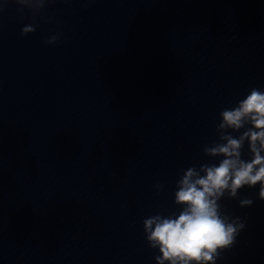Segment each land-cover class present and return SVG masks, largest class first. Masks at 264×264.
<instances>
[{"label":"clouds","instance_id":"9594fccd","mask_svg":"<svg viewBox=\"0 0 264 264\" xmlns=\"http://www.w3.org/2000/svg\"><path fill=\"white\" fill-rule=\"evenodd\" d=\"M23 3V0H18ZM34 31L32 26L22 29L24 34ZM52 37L48 43H54ZM218 125L220 140L205 147L204 154L223 157L217 164L190 167L178 181L175 203L184 206L176 215H156L144 220V230L151 247L159 248L157 264H215L220 249L234 242L244 224L229 222L221 215L220 201L225 194L236 198L245 187L260 185L258 197L264 200V92L253 88L238 105L220 113ZM247 127L238 137L227 134L228 129L238 131ZM248 142L250 160L242 159V148ZM203 173V175H201ZM251 199H241L240 205L251 206Z\"/></svg>","mask_w":264,"mask_h":264}]
</instances>
